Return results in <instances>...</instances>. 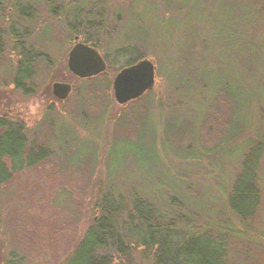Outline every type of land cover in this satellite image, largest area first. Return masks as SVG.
Segmentation results:
<instances>
[{"label":"rangeland","instance_id":"374dc122","mask_svg":"<svg viewBox=\"0 0 264 264\" xmlns=\"http://www.w3.org/2000/svg\"><path fill=\"white\" fill-rule=\"evenodd\" d=\"M255 2L0 0V135L19 127L29 149L48 153L0 186V264H78L74 250L100 219L104 196L123 207L120 221L142 197L183 238L225 240L228 264H264V21L247 28L254 47L245 54L242 45V19L255 16ZM76 43L106 63L98 80L68 70ZM143 60L154 67L153 88L138 103H118L115 77ZM26 63L34 72L17 85ZM184 67L195 71L190 79ZM217 80L239 91L242 134H230L212 103ZM56 83L71 86L64 100L53 94ZM204 113L217 124L202 140ZM258 143L259 162H249L259 205L242 219L228 195ZM143 252L132 248L113 264H153Z\"/></svg>","mask_w":264,"mask_h":264},{"label":"trees","instance_id":"16d2710c","mask_svg":"<svg viewBox=\"0 0 264 264\" xmlns=\"http://www.w3.org/2000/svg\"><path fill=\"white\" fill-rule=\"evenodd\" d=\"M255 1L258 5L255 16L242 19L245 35L242 45L245 54L254 47L253 39H255L247 32V28L256 21H264V0ZM185 59L188 66L190 59ZM136 61L129 63L133 65ZM248 64L251 65V62L249 61ZM182 69L187 70L185 75L188 79L195 73L194 70L186 67ZM98 76L95 79L98 80L100 77ZM176 82L181 85L180 80ZM190 82L197 86L203 80L194 78ZM216 84L212 103L219 109V117L227 123L226 128L230 130V134L238 132L242 134L246 129L235 116V101L238 100L236 95L239 91H235L229 81L217 80ZM141 100L143 98L135 103ZM213 117L217 116L215 114L209 116L205 113L202 115L199 121L200 139L203 140L205 137L202 136L203 132H213L212 126L217 124ZM22 130L19 127H12L0 135V186L9 182L14 174L26 168L36 167L48 158V153L41 154V151L47 150L45 148L29 149ZM261 144L258 143L255 150L252 149L245 156V162L228 195L227 204L231 213L242 219L252 218L259 205L256 162L257 160L259 162L262 153ZM251 156L256 158L254 164L249 162ZM110 202L108 197L102 198L99 209L100 219L90 227L74 250L73 255L76 257L79 255L78 264H113L114 260L129 255L131 249L136 247H141L153 264H228V248L225 240L214 239L208 235H192L188 232L183 238L176 230V222L172 220L167 222L165 215L154 209L148 200L137 196L129 203L126 219L120 221V217L124 214L123 207H113ZM171 202H174L173 199Z\"/></svg>","mask_w":264,"mask_h":264},{"label":"water","instance_id":"95a60500","mask_svg":"<svg viewBox=\"0 0 264 264\" xmlns=\"http://www.w3.org/2000/svg\"><path fill=\"white\" fill-rule=\"evenodd\" d=\"M70 71L80 78L95 77L103 73L106 63L95 49L87 45H76L68 60ZM154 85V67L148 60L140 61L122 69L113 82L114 97L118 103L132 102L142 97ZM71 92V86L56 83L53 94L64 100Z\"/></svg>","mask_w":264,"mask_h":264},{"label":"flooded vegetation","instance_id":"af4514ba","mask_svg":"<svg viewBox=\"0 0 264 264\" xmlns=\"http://www.w3.org/2000/svg\"><path fill=\"white\" fill-rule=\"evenodd\" d=\"M57 10V9H56ZM55 12V11H54ZM78 45L77 43L71 48L70 50V53L72 51V49ZM88 46V45H87ZM90 48L94 49L93 47L89 46ZM69 53V55H70ZM69 55H68V60H69ZM68 60H67V67H68V70L70 71L69 69V66H68ZM29 61V60H27ZM31 63L27 64L26 65H19L18 66V69H17V72H16V75H15V78H14V81H16V84L18 85L19 83H24L27 85V83H25L26 81L29 80L30 76L32 75V65H30ZM25 71V72H24ZM27 71V73H26ZM34 72V71H33ZM70 73H72L70 71ZM26 74V75H25ZM73 74V73H72ZM98 76V75H97ZM96 77V76H95ZM1 121V120H0ZM18 128V127H17Z\"/></svg>","mask_w":264,"mask_h":264}]
</instances>
